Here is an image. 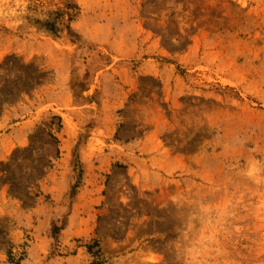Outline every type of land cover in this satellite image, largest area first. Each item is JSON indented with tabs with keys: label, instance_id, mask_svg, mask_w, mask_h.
<instances>
[{
	"label": "rangeland",
	"instance_id": "374dc122",
	"mask_svg": "<svg viewBox=\"0 0 264 264\" xmlns=\"http://www.w3.org/2000/svg\"><path fill=\"white\" fill-rule=\"evenodd\" d=\"M0 264H264V0H0Z\"/></svg>",
	"mask_w": 264,
	"mask_h": 264
}]
</instances>
